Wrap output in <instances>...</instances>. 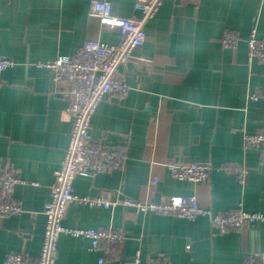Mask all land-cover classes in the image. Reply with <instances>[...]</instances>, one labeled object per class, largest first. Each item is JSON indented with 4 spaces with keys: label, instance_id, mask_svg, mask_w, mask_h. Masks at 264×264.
<instances>
[{
    "label": "crops",
    "instance_id": "1",
    "mask_svg": "<svg viewBox=\"0 0 264 264\" xmlns=\"http://www.w3.org/2000/svg\"><path fill=\"white\" fill-rule=\"evenodd\" d=\"M91 1L0 0V56L17 63L1 75L0 169L25 182L12 192L24 212L0 218V264L12 253L39 257L43 210L70 142L68 97L37 64L73 55L87 41H121L116 29L89 15ZM107 1L115 16L140 15L136 0ZM254 28L264 38V0H166L146 25L144 46L119 69L130 91L105 96L92 119L94 142L126 148L129 159L123 169L77 178L76 195L107 192L111 201L153 203L196 195L214 214L239 207L264 214V153L246 150L243 141L264 132V100L250 99L264 92V62L249 63L245 41ZM226 31L243 39L236 49L223 47ZM178 161L215 168L244 163L249 175L242 186L215 169L209 181L193 184L172 177L166 164ZM64 225L121 230V257L109 264H124L137 252L142 260L165 257L169 264H242L247 254L264 251V222L222 234L207 217L189 221L73 203ZM100 257L88 239L64 234L55 264H99Z\"/></svg>",
    "mask_w": 264,
    "mask_h": 264
},
{
    "label": "built area",
    "instance_id": "2",
    "mask_svg": "<svg viewBox=\"0 0 264 264\" xmlns=\"http://www.w3.org/2000/svg\"><path fill=\"white\" fill-rule=\"evenodd\" d=\"M164 2L165 0H136L134 10L140 15L127 18L115 16L109 1L93 0L90 3L89 15L98 18L103 26L116 29L121 37L120 43L111 46L100 41H87L73 55H59L53 61L37 64V67L51 71L54 83L60 86L62 93L68 97V114L72 119L70 142L63 162L55 172V180L50 188V200L43 210L45 229L39 257L12 253L3 264H55L58 241L64 234L88 239L90 250L101 253L99 264L118 260L125 241L124 233L114 228L66 227L64 220L73 203L104 209L122 206L134 208L138 213L174 216L189 221L207 217L222 234L240 232L255 223L264 222L263 213L248 212L242 207L214 214L200 205L196 195L171 196L159 203H153L133 198L111 201L107 192L95 198L79 197L75 193L74 184L77 178L94 179L111 170L123 169L129 159L126 148L111 150L94 142L92 119L105 96L121 97L130 91L131 88L123 80L119 69L133 60L135 50L144 46L147 39L146 25ZM242 41L239 34L226 31L222 45L226 49H236ZM245 41L249 63L255 60L264 62V38L258 37L255 28ZM15 66V60L0 56V86L3 84L2 73ZM250 99L264 100V92L253 94ZM243 141L246 150L258 149L264 153V132L245 134ZM166 167L173 178L193 184L209 181L215 169L234 176L242 186L246 184L249 175V169L244 163H224L215 168L210 164L178 161L169 162ZM21 183L25 182L21 181L16 173L0 169V218H10L24 212L21 202L12 197L13 190ZM156 183L157 180L154 179L152 184ZM34 215L32 213V216ZM124 264H169V261L165 257L142 260L140 252H137L131 259L125 260ZM242 264H264V251L247 254Z\"/></svg>",
    "mask_w": 264,
    "mask_h": 264
},
{
    "label": "rangeland",
    "instance_id": "3",
    "mask_svg": "<svg viewBox=\"0 0 264 264\" xmlns=\"http://www.w3.org/2000/svg\"><path fill=\"white\" fill-rule=\"evenodd\" d=\"M166 1V0H165ZM152 20V19H151ZM150 22V21H149Z\"/></svg>",
    "mask_w": 264,
    "mask_h": 264
}]
</instances>
